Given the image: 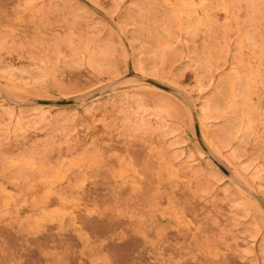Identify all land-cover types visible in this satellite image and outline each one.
Listing matches in <instances>:
<instances>
[{
  "label": "rangeland",
  "instance_id": "374dc122",
  "mask_svg": "<svg viewBox=\"0 0 264 264\" xmlns=\"http://www.w3.org/2000/svg\"><path fill=\"white\" fill-rule=\"evenodd\" d=\"M0 264H264V0H0Z\"/></svg>",
  "mask_w": 264,
  "mask_h": 264
},
{
  "label": "snow or ice",
  "instance_id": "6c2138e0",
  "mask_svg": "<svg viewBox=\"0 0 264 264\" xmlns=\"http://www.w3.org/2000/svg\"><path fill=\"white\" fill-rule=\"evenodd\" d=\"M101 227H103V225H101Z\"/></svg>",
  "mask_w": 264,
  "mask_h": 264
}]
</instances>
